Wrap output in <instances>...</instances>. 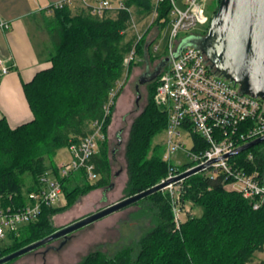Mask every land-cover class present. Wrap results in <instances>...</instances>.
<instances>
[{
    "label": "trees",
    "instance_id": "16d2710c",
    "mask_svg": "<svg viewBox=\"0 0 264 264\" xmlns=\"http://www.w3.org/2000/svg\"><path fill=\"white\" fill-rule=\"evenodd\" d=\"M100 1L103 0H91L86 5L75 0L61 9H49L45 24L52 43L51 67L23 85L33 119L15 128L10 127L6 118L0 119V204L5 207L27 204V194L38 188L43 174L52 171L57 175V167L48 160L60 149L88 136L97 121H104L106 135L92 158L98 180L90 183L84 171L63 179L67 207L90 190L111 184L105 144L115 101L125 86L120 88L119 83L127 78L123 76L125 59L134 49L136 55L127 67L128 74L142 52L145 59L153 56L152 48L145 46L144 35L141 39L138 34L128 38L133 10L139 16L155 11L156 21L167 27L172 3L164 0L155 6V0H124L125 8L106 9L102 15H95L92 6ZM75 2L79 6L76 10L72 9ZM159 79L160 76L154 82V93ZM116 89L114 104L106 114L110 93ZM154 93L131 129L125 198L156 186L169 174V165L163 160L165 147L154 145V139L167 128V115L154 102ZM200 140L193 135V142L198 144ZM229 161L237 169L257 173L264 179V143ZM185 167H179V171ZM71 181L76 183L73 188H69ZM227 183L223 175L210 178L197 173L188 177L184 183V203L191 201L201 214L188 218L179 228L174 222L168 191L140 200L136 203L137 216L149 219L151 228L114 254L96 250L80 264H253L256 251L264 249V206L254 210L242 194L227 190ZM60 209L43 207L36 222L9 234L0 246V258L54 233L52 215Z\"/></svg>",
    "mask_w": 264,
    "mask_h": 264
},
{
    "label": "built area",
    "instance_id": "2783aa9c",
    "mask_svg": "<svg viewBox=\"0 0 264 264\" xmlns=\"http://www.w3.org/2000/svg\"><path fill=\"white\" fill-rule=\"evenodd\" d=\"M73 1L63 0L52 7L61 9ZM79 1L86 5L91 2ZM115 1L116 7H113L112 0L98 2L92 6L93 14L102 15L106 9L125 8L124 0ZM162 1L155 0V6ZM171 3V29L166 56L169 63L160 75L154 101L167 115L163 160L169 165V174L162 182L179 176V167L187 166L188 171L209 164L199 173L210 178L223 175L228 181L225 188L239 192L249 201L251 208L259 210L264 206V179L257 173L248 174L237 169L229 161L232 157L224 156L264 136V101L243 94L238 84L216 72L204 52L194 46L186 47L178 57H174L182 39L206 24L207 19L201 0H186L183 7L176 0H171ZM181 35L184 37L179 39ZM141 37L138 34V39ZM157 50L158 47L153 48V52ZM135 55L132 49L125 59V66L128 67ZM9 71L10 68L0 59V75ZM116 92L117 89L110 93L106 114H109ZM103 127L104 121L94 122L88 136L69 145L70 160L57 166V175L51 171L40 177L38 188L27 194V204L18 208L0 204V240L36 222L43 207H56L62 200L63 179L82 171L89 181L98 178L92 158L106 139ZM193 135L199 136L201 143L193 142ZM187 138L191 139L189 147L186 145ZM195 145L198 146L193 151ZM179 151L186 159L184 163L176 161ZM164 190L171 196L174 222L179 228L186 217L183 180L169 184Z\"/></svg>",
    "mask_w": 264,
    "mask_h": 264
},
{
    "label": "rangeland",
    "instance_id": "374dc122",
    "mask_svg": "<svg viewBox=\"0 0 264 264\" xmlns=\"http://www.w3.org/2000/svg\"><path fill=\"white\" fill-rule=\"evenodd\" d=\"M185 1L176 0V3L180 7H183ZM219 2L220 0H201V4L204 7V15L207 19L206 24L201 25L194 32L192 31L191 34H203L208 29L212 16H214L218 9ZM112 3L113 7H116L117 2L112 0ZM133 12L134 18L132 20V27L128 30V38L133 34L144 35L145 46L148 45L150 49L152 48V51L153 48L158 47V50L153 52L154 58L148 55L147 59H145L142 52L128 74L127 66H125L123 76L124 78L127 77V80L125 79L124 82L121 81L119 83V85L122 83L125 86H123L121 94L115 101V108L107 128V144H105L107 145L109 162L111 164L110 185H113V187L111 189L107 187L92 189L88 193L79 196L69 207H67L68 200L63 195L62 200L56 206L61 209L52 215L53 232L61 228L63 229V227L125 198L124 190L128 181L126 152L131 129L148 105L150 95L154 93V82L149 85H140L139 79L147 67H150L153 71L162 59H166L171 29L170 26L164 27V25L156 21L157 14L155 11L147 16L136 15L135 10ZM183 37L181 35L179 39ZM155 94L156 91L154 93V100ZM119 139H121V142ZM164 141L165 132L154 139V145L162 144L164 146ZM186 145L188 147L191 146L190 138H187ZM70 158L68 148L64 147L48 162L61 164L69 161ZM176 161L180 163L186 161L181 151L177 153ZM186 168H182L180 173L187 172ZM97 180L98 178L90 180V183H94ZM185 180L183 179V183H185ZM77 183L83 185L82 181ZM75 184L74 181H71L69 188L75 187ZM226 189L229 190L228 187ZM184 207L186 217L182 219L183 222L192 216H199L201 214V210L191 201H187ZM138 210V206L133 204L70 234L66 242H64L65 244L59 250L55 249L62 244L64 239L53 241L6 264H80L87 255L96 250H101L109 255L114 254L116 251L132 243V241H136L151 228L152 223L149 219L137 216ZM4 242H6L5 239L3 242L0 240V246ZM44 253L47 256L42 258ZM261 262H264V249L261 252L256 251L253 259V264H261Z\"/></svg>",
    "mask_w": 264,
    "mask_h": 264
},
{
    "label": "water",
    "instance_id": "95a60500",
    "mask_svg": "<svg viewBox=\"0 0 264 264\" xmlns=\"http://www.w3.org/2000/svg\"><path fill=\"white\" fill-rule=\"evenodd\" d=\"M206 31L205 35L192 33L182 40L174 57H178L186 47L194 46L204 52L216 72L238 84L243 94L264 101V0H220L218 9L212 16ZM168 63V57L162 59L155 73L141 75L139 84L156 80ZM119 141L121 142V139ZM262 143H264V136L242 145L224 158L236 156ZM208 165L192 168L173 179L161 182L146 191L123 198L91 213L43 239L0 258V264H6L53 241L64 239L62 244L55 249L59 250L69 235L75 231L136 204L140 200L164 190L171 183L185 180V178L199 173ZM112 187L113 185H110L107 188L111 189Z\"/></svg>",
    "mask_w": 264,
    "mask_h": 264
},
{
    "label": "crops",
    "instance_id": "0c3cea01",
    "mask_svg": "<svg viewBox=\"0 0 264 264\" xmlns=\"http://www.w3.org/2000/svg\"><path fill=\"white\" fill-rule=\"evenodd\" d=\"M60 1L0 0V59L10 68L0 75V119L6 118L12 128L33 119L23 85L51 67L52 43L45 20L50 7ZM76 7L77 2L72 9Z\"/></svg>",
    "mask_w": 264,
    "mask_h": 264
},
{
    "label": "flooded vegetation",
    "instance_id": "af4514ba",
    "mask_svg": "<svg viewBox=\"0 0 264 264\" xmlns=\"http://www.w3.org/2000/svg\"><path fill=\"white\" fill-rule=\"evenodd\" d=\"M159 64H160V63H159ZM159 64H158L157 66H155V68L153 69V71H152V69H150V67H147L146 71H145L143 74L148 73L149 75H151V74L155 73L156 70H157V68H158V66H159ZM163 70H164V69H163ZM163 70L161 71V73L163 72ZM161 73H160V75H161ZM160 75H159V76H160ZM158 78H159V77H158ZM158 78H157V79H158ZM157 79H156V80H157ZM156 80H154V81H152V82H145V83L142 84V85H149V84L155 82Z\"/></svg>",
    "mask_w": 264,
    "mask_h": 264
}]
</instances>
